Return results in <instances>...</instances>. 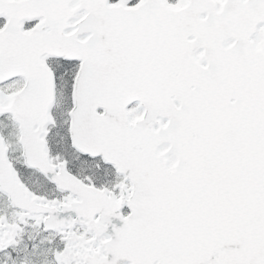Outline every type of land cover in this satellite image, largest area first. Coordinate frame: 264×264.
Returning a JSON list of instances; mask_svg holds the SVG:
<instances>
[{"label":"snow or ice","instance_id":"snow-or-ice-1","mask_svg":"<svg viewBox=\"0 0 264 264\" xmlns=\"http://www.w3.org/2000/svg\"><path fill=\"white\" fill-rule=\"evenodd\" d=\"M0 264H264V0H0Z\"/></svg>","mask_w":264,"mask_h":264}]
</instances>
